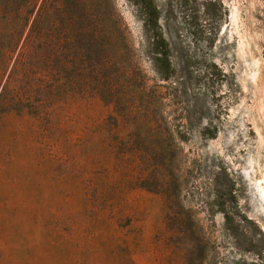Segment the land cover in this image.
<instances>
[{
	"label": "rangeland",
	"instance_id": "obj_1",
	"mask_svg": "<svg viewBox=\"0 0 264 264\" xmlns=\"http://www.w3.org/2000/svg\"><path fill=\"white\" fill-rule=\"evenodd\" d=\"M258 72L264 0H0V264H264Z\"/></svg>",
	"mask_w": 264,
	"mask_h": 264
},
{
	"label": "bare ground",
	"instance_id": "obj_2",
	"mask_svg": "<svg viewBox=\"0 0 264 264\" xmlns=\"http://www.w3.org/2000/svg\"><path fill=\"white\" fill-rule=\"evenodd\" d=\"M262 74H263V73H262ZM262 74H261L260 72H258V73H256L253 77H252V76L249 77V79L253 80V82H255V83H254L255 85H258V84L256 83V79L260 82V84H263V83H264V79H263ZM259 87H260V86H259ZM259 87H258V88H259ZM256 187H257V190L259 191V194H260V196H261V199L264 200V187L261 185V182H260V181L257 182Z\"/></svg>",
	"mask_w": 264,
	"mask_h": 264
},
{
	"label": "trees",
	"instance_id": "obj_3",
	"mask_svg": "<svg viewBox=\"0 0 264 264\" xmlns=\"http://www.w3.org/2000/svg\"><path fill=\"white\" fill-rule=\"evenodd\" d=\"M146 14H147V12H145ZM151 20H153L154 21V23L156 22V17L154 18V19H151ZM145 23H146V25H149L150 24V20L149 19H147V17H146V19H145ZM153 23V24H154ZM153 24H151V25H153ZM150 25V26H151ZM161 60H163L162 58H157V62H159V61H161ZM165 77H167L168 76V73L167 74H165L164 75Z\"/></svg>",
	"mask_w": 264,
	"mask_h": 264
}]
</instances>
